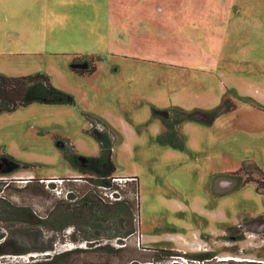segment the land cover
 <instances>
[{"label":"rangeland","instance_id":"rangeland-1","mask_svg":"<svg viewBox=\"0 0 264 264\" xmlns=\"http://www.w3.org/2000/svg\"><path fill=\"white\" fill-rule=\"evenodd\" d=\"M82 57L95 64L92 74L72 72ZM38 73L75 105L0 114V197L46 222L6 219L0 207L6 249H82L86 264H125L127 252L151 264L263 260L264 233L246 224L264 214V187L237 173L255 165L264 175V0H0V74ZM169 109L198 113L179 124L182 147L159 141L153 111ZM89 117L115 136L112 175H81L58 145L68 140L80 155H98ZM112 176L137 179L138 209L136 192L119 190L134 205L128 239L116 236L127 224L89 214L81 202H112L96 183L112 184ZM24 178L63 179L75 199ZM125 245L117 254L99 250ZM35 254L46 253L1 261Z\"/></svg>","mask_w":264,"mask_h":264},{"label":"trees","instance_id":"trees-1","mask_svg":"<svg viewBox=\"0 0 264 264\" xmlns=\"http://www.w3.org/2000/svg\"><path fill=\"white\" fill-rule=\"evenodd\" d=\"M77 65L83 66L82 69L76 68ZM96 70L95 64L92 63V60L84 57L77 58L72 65V72L77 73L79 75H90ZM33 103H41V104H58V105H75L74 98L55 88L50 79L44 74H34L29 76H21V77H10L6 75L0 74V114L3 113H12L16 111L18 108L29 106ZM155 118H157L161 124L162 131L159 136V141L163 144L170 143L173 146L182 147L181 140L178 137V129L179 124L184 120H194L198 113L194 112V114L187 113L182 111L181 109L176 110H162L156 111L154 110ZM160 113V114H159ZM164 113L165 116L161 115ZM163 117V118H161ZM170 117V118H167ZM92 125V130H90V135H93L94 139L98 143L99 147V154L96 156L84 157L78 153L74 145H71L68 140H64V146L61 147L62 142L58 143L63 156L67 163H69L72 168L76 171L80 172L81 175H92L97 177H105L107 175H112L115 171V167L112 161V145L114 142V134L111 130H109L102 122L98 119L89 117ZM99 126V127H98ZM89 134V133H88ZM69 150H68V149ZM237 174H242L244 176V183H248L250 181H255L256 184L259 186L264 187V175L259 170L257 166L254 165L252 169L249 167L246 168V165H243L242 170ZM255 175L257 177H255ZM130 182L125 183L122 186L126 190L130 189V191L136 192V208L138 209V195H137V188L138 183L135 177H127ZM39 179H32L29 180L27 184H40V188H37L39 191H44V185L39 182ZM97 186L103 187H110L111 189L120 190L121 187H115L114 185L110 184L109 181L104 179H100L96 181ZM37 184V185H38ZM54 185H51L53 187ZM125 190V191H126ZM264 190V188H263ZM120 192V191H119ZM69 200H74L75 196L73 195L72 191H69ZM1 198V197H0ZM93 201L91 198H85L81 200L83 209L91 214H103L107 218H116L119 219L120 223L127 224L126 229H121L117 233V237L128 239L135 233V227L132 225L133 213L132 210L134 209L133 203L128 202V200L124 199L121 196L120 200L117 201H107L105 199L94 198ZM3 203L5 205H3ZM0 207L3 209L7 207L8 209L3 211L2 215L5 216L6 219H13L18 221L19 223H30L32 226L43 227L46 222L43 220L42 217L38 215H34L31 209L22 208V207H14L6 204L2 198L0 199ZM61 215V213H60ZM46 226V225H45ZM51 230L59 231L58 229L52 227ZM4 239L3 235H0V239ZM242 236L236 237L235 240H242ZM228 240H232L228 238ZM121 244L122 241H120ZM92 246V243L89 244ZM100 249L103 251V254L109 255V253H121L127 252V245L123 247H119L117 249L109 248L107 246H99ZM5 241L0 242V264H86V259L80 256V253L83 252L82 249H74L67 252L62 253H52L54 251V247L52 245H43L41 247H35L32 249H24V250H8L6 249ZM30 252L36 253H46L43 256H31L30 261L28 262H5L1 261V257L5 255H23ZM128 261L125 264H151V262L141 263L132 255L133 252H127ZM76 256V257H75ZM197 256V255H196ZM71 257V258H70ZM75 257V258H74ZM198 258L203 259L204 257L198 255ZM66 261V262H65ZM220 264H235V263H243L241 261H236L229 259L224 261H219ZM249 264H255L253 262H247ZM107 264H111L109 261ZM154 264V263H153ZM194 264V263H191ZM204 264V262H203ZM261 264V263H257Z\"/></svg>","mask_w":264,"mask_h":264},{"label":"built area","instance_id":"built-area-1","mask_svg":"<svg viewBox=\"0 0 264 264\" xmlns=\"http://www.w3.org/2000/svg\"><path fill=\"white\" fill-rule=\"evenodd\" d=\"M21 178V177H20ZM34 178H24V179H19L21 183H24L26 184L29 180H32ZM40 183H42L45 188L48 190H51L53 192H55L57 194L58 197L60 196H63L65 199H69V191H63L62 189V185H63V179H59V178H47V179H39ZM112 184L115 186V187H121L123 185H125V183L127 182H130V180L127 178V177H124V178H118V177H115V176H112L110 178ZM51 185H54L56 187H51ZM59 187H60V190H59ZM102 188H104V196L107 198H111L113 201H117V200H120L121 199V195H120V192L118 190H115V189H111L110 187L106 188V187H103V186H100ZM109 192V195L107 194ZM139 240V239H138ZM35 256V255H34ZM228 260V259H226ZM199 263L197 264H202L201 261H198ZM196 264V263H194Z\"/></svg>","mask_w":264,"mask_h":264},{"label":"water","instance_id":"water-1","mask_svg":"<svg viewBox=\"0 0 264 264\" xmlns=\"http://www.w3.org/2000/svg\"><path fill=\"white\" fill-rule=\"evenodd\" d=\"M246 227L252 232L264 233V218L252 219L246 224Z\"/></svg>","mask_w":264,"mask_h":264},{"label":"flooded vegetation","instance_id":"flooded-vegetation-1","mask_svg":"<svg viewBox=\"0 0 264 264\" xmlns=\"http://www.w3.org/2000/svg\"><path fill=\"white\" fill-rule=\"evenodd\" d=\"M242 98V97H241ZM160 114V113H159ZM202 114V113H201ZM201 114H200V116H201ZM161 115H163V116H165L166 117V115H164V113H161ZM161 118H163V117H161ZM167 118H170V117H167ZM236 175V174H235ZM238 175H240V176H243L242 174H238ZM244 178V177H243ZM259 217H261V218H264V214L263 215H261V216H259Z\"/></svg>","mask_w":264,"mask_h":264},{"label":"crops","instance_id":"crops-1","mask_svg":"<svg viewBox=\"0 0 264 264\" xmlns=\"http://www.w3.org/2000/svg\"><path fill=\"white\" fill-rule=\"evenodd\" d=\"M261 259H263V260H256V261H254L255 263H261V264H264V258H261Z\"/></svg>","mask_w":264,"mask_h":264},{"label":"clouds","instance_id":"clouds-1","mask_svg":"<svg viewBox=\"0 0 264 264\" xmlns=\"http://www.w3.org/2000/svg\"><path fill=\"white\" fill-rule=\"evenodd\" d=\"M235 261H241V260H236V259H234Z\"/></svg>","mask_w":264,"mask_h":264},{"label":"bare ground","instance_id":"bare-ground-1","mask_svg":"<svg viewBox=\"0 0 264 264\" xmlns=\"http://www.w3.org/2000/svg\"><path fill=\"white\" fill-rule=\"evenodd\" d=\"M225 259H231V258H225ZM237 260V259H236Z\"/></svg>","mask_w":264,"mask_h":264}]
</instances>
